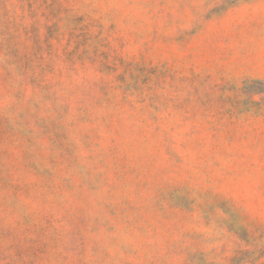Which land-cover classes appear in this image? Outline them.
I'll use <instances>...</instances> for the list:
<instances>
[{"label": "rangeland", "instance_id": "obj_1", "mask_svg": "<svg viewBox=\"0 0 264 264\" xmlns=\"http://www.w3.org/2000/svg\"><path fill=\"white\" fill-rule=\"evenodd\" d=\"M0 264H264V0H0Z\"/></svg>", "mask_w": 264, "mask_h": 264}]
</instances>
